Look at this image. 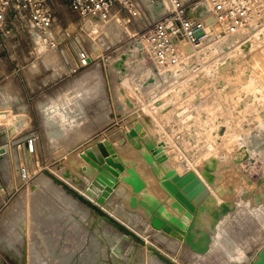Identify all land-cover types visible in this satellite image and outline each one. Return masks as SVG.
Here are the masks:
<instances>
[{"label": "rangeland", "instance_id": "obj_1", "mask_svg": "<svg viewBox=\"0 0 264 264\" xmlns=\"http://www.w3.org/2000/svg\"><path fill=\"white\" fill-rule=\"evenodd\" d=\"M137 1L138 12L147 17L169 9L165 2L152 0L164 7L151 12L143 0ZM209 1L197 0L193 10L205 8ZM249 1L254 20L247 29L224 41L219 26H205L200 34L207 36L200 45L181 44L177 61L163 67L145 57L138 45L130 47L142 27L139 18L126 13L81 18L69 10L67 0L52 1L55 42L33 39L17 22L10 36L0 34V145L7 150L0 163V264H164L65 194L44 173L56 174L74 189L79 186L81 194L89 192L90 179L82 172L79 153L102 133L100 139L110 136L117 141L132 120H139L144 129L136 141L125 142L121 154L148 171L136 147L162 144L167 161L161 166L180 172L192 166L210 188L203 200L205 209L195 221L196 228L202 225L200 229L210 234L208 252L195 253L183 239L162 230L157 234L173 248L158 243V249L177 264H247L256 258L264 249V0ZM118 21L123 23L115 36L111 24ZM82 50L95 60L76 69L74 59ZM122 54L125 72L113 66ZM72 93L87 128L53 137L47 131L54 125L45 120L47 109ZM30 133L36 138L32 153L23 144ZM18 142L22 145L17 148ZM21 164L29 170L26 182L19 174ZM42 190L47 193L44 199L50 198L44 202V222L39 214L31 224L27 202ZM21 202L28 207L22 216L16 210ZM222 202L232 208L214 219L212 212ZM101 205L121 222L144 227L137 217L139 206L131 207L113 190ZM52 208L59 211L50 219L46 215Z\"/></svg>", "mask_w": 264, "mask_h": 264}, {"label": "built area", "instance_id": "obj_2", "mask_svg": "<svg viewBox=\"0 0 264 264\" xmlns=\"http://www.w3.org/2000/svg\"><path fill=\"white\" fill-rule=\"evenodd\" d=\"M52 1L0 0V34L10 36L11 27L17 22L23 23L33 39L37 36L45 41L55 42V36L51 33L55 21ZM161 1L169 9L157 17L150 13L147 17L143 12H138L137 0H67V5L70 11L81 18H104L112 13H126L132 18H139L142 27L135 31V41L144 56L152 59L157 67L174 64L181 44L191 47L200 45L207 36L206 31L205 34H200L205 26L217 25L224 34L235 35L247 29L254 20L249 0H210L209 5L200 10H193L197 0ZM132 10H136V13ZM256 21L259 26L263 25L262 21ZM57 38L60 40L57 43L60 44L58 35ZM74 60L75 68L82 69L95 59L90 52L82 50L76 54ZM35 139L32 133L25 136L23 144L28 153L34 151ZM17 144V148L22 145L21 142ZM4 155L5 153L0 154V158ZM28 171L26 165H19L23 182L30 177Z\"/></svg>", "mask_w": 264, "mask_h": 264}, {"label": "water", "instance_id": "obj_3", "mask_svg": "<svg viewBox=\"0 0 264 264\" xmlns=\"http://www.w3.org/2000/svg\"><path fill=\"white\" fill-rule=\"evenodd\" d=\"M125 59L126 54L120 55V59L113 63L114 68L120 69L121 72H125ZM125 136L129 139L137 136L136 129L133 127L128 129ZM123 142V137H119L117 143L122 145ZM161 145L145 147V145L141 144L136 148L142 158L151 165V170L157 178L161 188L166 192L168 197L172 198L169 207L174 211L168 210L164 202L152 196L137 198V194L141 192V190H145L146 186L140 175L136 172H133V176L129 181L132 187L130 206L136 207L140 204L150 216L149 225L152 228L162 230L177 240L182 239L183 235L184 244L190 250L198 254H204L208 252L210 248L211 237L207 231L196 228L195 221L198 213L205 209L203 199L206 194V185L194 170L188 169L181 174L174 169L161 170L160 164L167 161V156L161 152ZM5 152L6 148L4 145H0V154H4ZM81 157L94 168L96 172L93 175L102 185V187L100 186V192L96 196L95 202L85 197L66 182L57 178L51 172L45 171L44 173L52 179L54 183L59 185L67 195L76 199L87 209L98 215L110 228L129 236L137 245L145 247L151 255L155 256L162 263L177 264L154 245L146 243V241L136 233V231L128 227V225L113 217L100 207V204L109 197L113 187L117 184L116 176L125 169L124 164L120 161L112 148L111 142L106 138L93 141L92 144L90 143L84 149ZM131 163L134 165V161ZM231 208L232 206L228 202H222L219 207L212 212V216L214 219H217L220 215H224L230 211ZM247 264H264V249L259 250L256 254V258Z\"/></svg>", "mask_w": 264, "mask_h": 264}, {"label": "bare ground", "instance_id": "obj_4", "mask_svg": "<svg viewBox=\"0 0 264 264\" xmlns=\"http://www.w3.org/2000/svg\"><path fill=\"white\" fill-rule=\"evenodd\" d=\"M144 2H145V4L150 8V10H151V12H155V10H161L163 7H164V4H160V2H154V1H152V0H143ZM204 4V3H203ZM203 8V6L202 5H200V6H198V8L197 9H202ZM104 18H106V17H104ZM104 18H101V19H104ZM122 21H118L117 23H116V25H113V24H111V26H114L113 27V31H111V32H113L114 33V35L115 34H118V27H121L122 26ZM110 27V26H109ZM210 32V31H209ZM52 33V32H51ZM112 33V34H113ZM107 34H108V32H107ZM116 36V35H115ZM221 36V35H220ZM222 37V40L224 39V41H229V39L231 38L230 37V35H224V36H221ZM37 39H38V37H37ZM133 45V46H132ZM130 47H131V49H133L134 47H135V45H137V43H133ZM180 50H181V48H180ZM179 53H180V51H179ZM150 75V74H149ZM149 77V76H148ZM69 92V91H68ZM76 95H74L73 93H72V96H67V98L66 99H63L62 101H61V104L59 103V102H51L50 103V108H48L47 109V117H46V121H51V122H53V126H52V129H47V131H48V133L49 134H51L53 137L55 136V137H58L59 135L61 136L62 134H66V133H68L67 131L68 130H70V132L69 133H71V131H72V129L73 128H80V129H84V128H87L86 127V124H87V120L85 119V115L82 113V109H81V106H80V104L79 103H77L76 101H75V99H73L74 97H75ZM60 99V98H59ZM42 111V110H41ZM88 125V124H87ZM133 128L134 129H136V131H137V136H135V137H132L131 139H129V138H127L125 135L124 136H122L123 137V139H124V142H123V144L122 145H119L118 143H117V141H113L112 139H111V137L110 136H105V138L106 139H108L110 142H111V145H112V148L113 149H115L114 151L116 152V154H117V156L119 157V159H120V161L124 164V167H125V169H124V171L123 172H120V173H118V175L116 176V179H117V184L113 187V191L115 192V194L118 196V197H122V198H125V199H128L129 201L131 200V197H132V187H131V185L129 184V181H130V179L132 178V176H133V172H136L138 175H140V177L142 178V180L144 181V183H145V186H146V188H145V190H141V192H139L137 195V198H139V197H147V196H152V197H154L155 199H159V200H161L162 202H164L165 203V205H166V208L168 209V210H170V211H174V210H172V209H170V208H168L169 206H167L168 205V202L170 203L171 201H172V198L171 197H168L167 196V194H166V192L161 188V186H160V184H159V182H158V180H157V178L155 177V175H154V173L152 172V170H151V165L149 164V163H147L148 164V166H149V170L148 171H144V169L142 170V168H140L139 167V161L138 160H136V159H133V158H131V157H129V156H124V154H121V153H125L123 150H124V144H125V142L126 141H128L129 143H132V141L134 142V141H136V138H139L140 137V134L142 133V131H143V129H144V126L141 124V122L138 120L137 122H135L134 121V125H133ZM74 130V129H73ZM75 131H77V130H75ZM80 131V130H79ZM83 131V130H82ZM74 132V131H73ZM47 135V134H46ZM64 135H62L61 137H65ZM59 136V137H60ZM62 139V138H61ZM60 140V139H59ZM127 142V143H128ZM92 144V143H91ZM3 147V146H2ZM4 147L6 148V146L4 145ZM85 149V148H84ZM84 149L79 153V156L81 157V154L84 152ZM7 151V150H6ZM6 153V152H5ZM206 154L207 155H209L210 154V149H209V151L208 152H206ZM142 157V156H141ZM82 158V157H81ZM144 159V158H143ZM81 160H84L83 158L81 159ZM132 161H134V165L131 163ZM216 161V160H215ZM156 162V161H155ZM142 164L144 163V162H141ZM144 164H146V163H144ZM82 165H83V163H82ZM82 165L80 166V167H82ZM145 165H143V167H144ZM82 169V172L84 173V175H85V177L86 178H88V179H90V183H89V185H88V187H87V189H88V191L89 192H87V191H82V194L85 196V197H87L88 199H90V200H92V201H96V198L92 195V194H96V195H98L99 194V192H100V186L102 187V185H101V183L100 182H98L96 179H95V176L93 175L92 176V174H94L93 172H92V169L94 170V168L93 167H91L90 165H89V163H87L86 161H84V166L81 168ZM168 169H174V170H176V168H166V167H164V166H161V170H168ZM188 169H191V170H194L195 172H196V174L200 177V179L204 182V184L206 185V192L208 191V190H210V188L208 187V185L206 184V182L202 179V177L200 176V174L198 173V171L196 170V169H194L192 166L190 167H188L187 168V170ZM62 171V170H61ZM178 173H182V172H180L179 170H176ZM63 173V172H62ZM70 173V172H69ZM58 174V173H57ZM61 174V173H60ZM59 174V175H60ZM56 175V174H55ZM71 175V174H70ZM206 175V177H207V179H209V180H211L210 179V175L209 174H205ZM44 177L45 176H43V179H44ZM47 177V176H46ZM63 177H64V175H63ZM59 178H61V177H59ZM66 178V177H65ZM77 178V177H76ZM46 179L47 178H45V181H46ZM68 179H69V177H68ZM41 180V179H40ZM39 180V181H40ZM63 180H65V179H63ZM62 180V181H63ZM43 181V180H42ZM42 181L40 182L41 184H43L42 183ZM44 181V182H45ZM71 181V179L69 180V182ZM65 182V181H64ZM36 183H38L37 181H36ZM36 183H34V184H36ZM48 184V183H47ZM47 184H46V186H47ZM37 185V184H36ZM40 185V184H39ZM51 185V184H50ZM54 185V184H53ZM38 186V185H37ZM36 186V187H37ZM44 186V185H43ZM72 187V186H71ZM79 187V186H78ZM77 187V188H78ZM81 187V186H80ZM45 188V187H44ZM47 188V187H46ZM49 188V187H48ZM74 188V187H73ZM76 188V189H77ZM43 189V188H42ZM54 189V188H53ZM61 189V188H60ZM34 190H36V189H34ZM33 190V191H34ZM41 190V189H40ZM47 190V189H46ZM52 190V189H51ZM83 190V189H82ZM37 191V190H36ZM44 191L45 190H42L41 192H40V194L39 195H36V193H35V195L33 194L32 196H30V198H31V200H29V202H27V203H29V205H28V212L27 213H29L28 214V216H29V219L31 220V224L33 223V221H32V219H33V217L35 216H37V215H39V214H41V215H43V217H42V220H43V222H44V202H45V200H49L50 198H47V199H44V195H46L47 193H45L44 194ZM80 192H81V190H80ZM159 192H163L164 194H162V195H159ZM208 192H210V191H208ZM92 193V194H91ZM31 194V193H30ZM52 194H53V192H52ZM51 194V196H53ZM66 194V193H65ZM207 195V196H206ZM205 196L206 197H208V194H206ZM29 196V195H28ZM62 196H63V194H62ZM55 197H57L56 196V194H55ZM28 197H26V199H27ZM210 198V197H209ZM29 199V198H28ZM58 199V198H57ZM59 199H60V197H59ZM205 199V198H204ZM203 199V200H204ZM207 199V198H206ZM26 201V200H25ZM61 201H62V199H61ZM65 201V200H64ZM105 202V201H104ZM103 202V203H104ZM167 202V203H166ZM208 202H209V200H208ZM25 203V202H24ZM24 203L23 202H21V206L20 207H18L16 210H17V212L18 213H20L21 214V216L22 215H26L25 213H26V207L24 208V206L25 205H27V204H25L24 205ZM47 203V202H46ZM68 203V202H67ZM66 203V204H67ZM72 203V202H71ZM102 203V204H103ZM207 203V202H206ZM60 204V203H59ZM204 204H205V202H204ZM208 204H210V203H208ZM53 205V204H52ZM63 205V204H62ZM72 205V204H71ZM99 205V204H98ZM59 206V205H58ZM68 205H66V207H67ZM138 206H139V211H141L140 212V216H137V217H139V218H142L143 219V221H144V227H141V228H137L136 227V225L134 226V225H130V224H127L126 222H124V223H126V225H128L130 228H132L134 231H136V233H138L139 235H141L142 236V238H144L145 237V240L147 241V242H149L150 244H152V245H154L156 248H158V246H157V244L158 243H162V244H164V246H166L167 247V249H172L173 248V246L170 244V243H167L162 237H160L158 234H157V229H154V228H152L150 225H149V215L146 213V210H145V208L143 207V206H141L140 204H138ZM208 206V205H207ZM206 206V207H207ZM47 207V206H46ZM63 207H64V205H63ZM100 207L103 209V210H106V207H104L103 205H101L100 204ZM51 208V207H50ZM208 208V207H207ZM68 209V208H67ZM46 211V210H45ZM59 211V209H57V208H52V209H50L49 211H48V213H47V215H46V217H48V218H50V219H52L54 216H56L57 215V212ZM207 211V210H206ZM107 212V211H106ZM109 212V211H108ZM111 212V211H110ZM203 213V211L200 213V214H202ZM14 214V213H13ZM110 214H113L112 212L110 213ZM199 214V215H200ZM114 215V214H113ZM133 215V214H132ZM27 216V217H28ZM134 216H136V215H134ZM198 216V215H197ZM26 217V216H25ZM24 217V218H25ZM34 217V218H35ZM38 217V216H37ZM116 217V216H115ZM15 218V217H14ZM22 218V217H21ZM118 218V217H117ZM203 218V217H202ZM16 219V218H15ZM20 219V218H19ZM18 219V220H19ZM17 220V219H16ZM24 220V219H23ZM66 220V219H65ZM64 220V221H65ZM119 220V219H118ZM201 220V219H200ZM199 220V221H200ZM25 221V220H24ZM37 221V220H36ZM35 221V223H37ZM40 222V221H39ZM38 222V223H39ZM42 222V223H43ZM28 223H29V221H28ZM57 223V222H56ZM60 223V222H59ZM39 224H41V223H39ZM35 225H37V224H35ZM49 225V224H48ZM199 225V224H198ZM200 226H202V225H200ZM200 226H197V227H199L200 228ZM42 227H43V225H42ZM49 228V227H48ZM35 229V228H34ZM41 229V228H40ZM44 229V228H43ZM42 229V230H43ZM38 230V229H37ZM45 230H46V228H45ZM49 230V229H48ZM54 230V229H53ZM41 232V231H40ZM43 234V233H42ZM44 235V234H43ZM57 235V234H56ZM182 239H183V235H182ZM42 240V239H41ZM184 240V239H183ZM77 244V243H76ZM42 245V244H41ZM134 246H135V244H133ZM48 246V245H47ZM46 248V247H45ZM44 248V249H45ZM159 250H161L160 248H159ZM161 251H163V250H161ZM46 252V251H45ZM118 259V258H117ZM122 259V258H121ZM120 260V259H119ZM84 261V260H83ZM80 262V261H79ZM117 262V261H116ZM119 263H121V262H119ZM125 263H126V261H125ZM128 263V262H127ZM133 263H134V261H133ZM124 264V263H123ZM137 264V263H136Z\"/></svg>", "mask_w": 264, "mask_h": 264}, {"label": "crops", "instance_id": "obj_5", "mask_svg": "<svg viewBox=\"0 0 264 264\" xmlns=\"http://www.w3.org/2000/svg\"><path fill=\"white\" fill-rule=\"evenodd\" d=\"M133 119H136V117H134ZM133 121V120H132ZM129 122L128 124H127V126L125 127V129L126 130H128V129H130V128H132L133 127V125H134V122ZM99 134V133H98ZM105 133H102V134H99L98 136H99V138H97L96 140H100V137L102 136V135H104ZM96 140H93V141H96ZM93 143V142H92ZM5 160V156H2L1 158H0V163L1 162H3ZM187 169L186 168H184V170H183V172L182 173H184L185 171H186Z\"/></svg>", "mask_w": 264, "mask_h": 264}]
</instances>
